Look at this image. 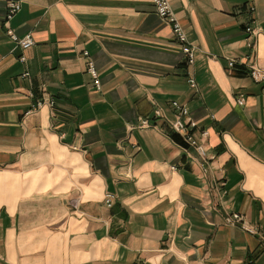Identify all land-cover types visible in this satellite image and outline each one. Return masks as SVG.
<instances>
[{"label":"crops","instance_id":"1","mask_svg":"<svg viewBox=\"0 0 264 264\" xmlns=\"http://www.w3.org/2000/svg\"><path fill=\"white\" fill-rule=\"evenodd\" d=\"M7 1L0 264H29L33 253L37 264H264V84L248 67L228 69H264V0H253L252 57L249 0H168L191 67L150 0H15L8 26L31 35L25 51L5 35ZM173 102L207 131V162L169 130ZM156 109L155 128H135ZM232 213L258 233L225 225Z\"/></svg>","mask_w":264,"mask_h":264},{"label":"built area","instance_id":"2","mask_svg":"<svg viewBox=\"0 0 264 264\" xmlns=\"http://www.w3.org/2000/svg\"><path fill=\"white\" fill-rule=\"evenodd\" d=\"M150 2L152 3V5L155 9L156 15L163 22L171 25L174 40L180 45L181 51L186 58L187 65L188 66L193 65V63H194L193 49L190 47V44L187 40V37L184 33L182 26L177 22L174 14L172 13L168 1L167 0H150ZM20 9H21V4L19 3V1H15V0L7 1L6 13H5V17L3 19V23L5 25V35L17 47H19L22 51H25V50L30 49L34 45V41L31 37V35H26V36L20 38V37L16 36L15 33L13 32V30L10 29L8 26V23L10 22V20L20 11ZM254 11H255V9L252 5V2H251V0H249V2L247 3V8H246V12H247L249 18H248L247 23L245 24L244 31H245L246 37H247L246 38V44H247V47L252 51V56L254 55L255 48H254L253 43L250 42V39L258 34L257 31H255L252 28V23H253L252 22V16H253ZM84 55H86V53ZM18 61L22 65H24L26 63V59L23 56H21ZM235 64H236L235 62L230 61L228 66H229V68L233 69L235 67ZM86 68H87V72L92 76V78L94 80L95 87L99 88L98 74H97L93 64L91 62H88L86 64ZM248 74H249L250 79L254 83H264V70L261 69L260 67H258L255 63L248 66ZM22 76L24 78H28L29 73L25 72ZM188 82L191 85V87H193V88L195 87V82L193 79L190 78L188 80ZM43 104H44V102H38L36 105V109L40 108ZM49 104H50V106L53 105V103L51 101L49 102ZM238 104L240 106H242L243 100H240L238 102ZM173 107L178 112V116H177L175 121L169 123L170 130L174 134L178 135V137L181 138V140L184 144H186L190 147L192 146L193 148H195L198 155L202 159H205L206 158V151H205L203 144L201 145V144L197 143V141L192 136V131L197 126L196 123L190 120V118L188 117V111L184 107L180 106L178 103H173ZM160 117H161L160 111L159 110L155 111L154 118H160ZM138 127L139 128H149V127H151V124L146 119H140ZM201 136L203 138H206L207 132L206 131L201 132ZM106 203H107L108 207L111 206V196L107 197ZM225 224L228 226H232V227H239L243 232H245L247 234H250V235L255 234L254 228L249 226L243 220V218L238 214H232L230 216H226L225 217Z\"/></svg>","mask_w":264,"mask_h":264},{"label":"rangeland","instance_id":"3","mask_svg":"<svg viewBox=\"0 0 264 264\" xmlns=\"http://www.w3.org/2000/svg\"><path fill=\"white\" fill-rule=\"evenodd\" d=\"M168 1V0H167ZM249 2V1H248ZM251 2H252V5H253V7H254V9H255V6H254V3H253V0H251ZM169 3V2H168ZM169 6H170V4H169ZM246 8H247V5H246ZM172 11V10H171ZM173 13V12H172ZM254 13H255V11H254ZM253 13V14H254ZM253 17V16H252ZM177 20V19H176ZM254 21V19L252 18V22ZM178 22V21H177ZM169 25V24H168ZM170 27H171V25H169ZM252 28L255 30V31H257V33H258V29L257 28H255L254 27V25H253V23H252ZM244 29H245V27H244ZM171 31H172V29H171ZM244 33H245V31H244ZM257 36H258V34L256 35V36H254V37H252L251 39H250V42L251 43H253V45H254V48H255V46H256V44H255V41H256V39H257ZM187 37V36H186ZM174 38V37H173ZM246 33H245V45H246V47H247V44H246ZM188 40V39H187ZM176 42V41H175ZM189 42V41H188ZM177 43V42H176ZM190 44V43H189ZM190 47H191V45H190ZM192 48V47H191ZM248 48V47H247ZM193 49V48H192ZM249 49V48H248ZM249 51H250V56L252 57V51L249 49ZM193 52H194V49H193ZM184 55V54H183ZM184 58H185V56H184ZM194 61H195V52H194ZM230 61H233V62H235L236 64H235V67L233 68V69H231V68H229V66H228V69H229V71H233V70H235L237 67H248V66H250V65H252V64H254L255 62H254V60H252V63L250 64V65H248V66H243L244 64L242 63V62H239V61H235V60H230ZM230 61H228V64H229V62ZM185 62H186V58H185ZM194 64V63H193ZM256 64V63H255ZM186 65H187V63H186ZM257 65V64H256ZM94 66V65H93ZM191 66H193V65H191ZM191 66H188L187 65V67H191ZM258 66V65H257ZM258 67H260V66H258ZM95 68V67H94ZM261 69H263L262 67H260ZM264 70V69H263ZM247 73H248V70H247ZM248 77H249V74H248ZM191 77H189V79H190ZM250 78V77H249ZM188 79V80H189ZM191 79H193V78H191ZM194 80V79H193ZM252 81V80H251ZM194 82H195V80H194ZM189 83V82H188ZM257 84H264V83H257ZM190 85V84H189ZM190 87H191V85H190ZM191 88H193V87H191ZM196 88V83H195V87L193 88V89H195ZM240 100H243V99H239L238 101H237V104H238V102L240 101ZM52 102V101H51ZM173 103H177V102H173ZM173 103H172V107H173ZM243 104H244V101H243ZM181 106V105H180ZM238 106H240L239 104H238ZM243 106V105H242ZM182 107H184V106H182ZM241 107V106H240ZM185 108V107H184ZM173 109H174V111L176 112V117H175V119L173 120V121H175L176 120V118H177V116H178V112L175 110V108L173 107ZM186 109V108H185ZM157 110H159L160 111V113H161V117L160 118H154V113H155V111H157ZM187 110V109H186ZM154 112H153V116H152V119H146L147 121H149V123L151 124V127H149V128H139L138 127V125H139V120L137 121V124L135 125V128H137V129H151V128H155V125H154V121H156V120H161V119H164V116H163V114H162V111L160 110V109H156ZM188 111V110H187ZM188 117L190 118V115H189V111H188ZM141 119H144V118H141ZM190 120L191 121H193V122H195L194 120H192L191 118H190ZM173 121H167L168 122V125H169V123H171V122H173ZM196 123V122H195ZM196 125H197V123H196ZM169 130H170V128H169ZM171 131V130H170ZM203 131H206V130H204V129H200L199 127H198V125L196 126V128H194L193 129V131H192V136H193V138L197 141V143H199V144H203V146H204V148H205V151H206V146H205V143H206V140H207V138H208V133H207V136H206V138H203L202 136H201V132H203ZM207 132V131H206ZM171 133H172V135H174V136H178V135H176V134H174L172 131H171ZM185 146L186 147H189V148H191V149H194V151L196 152V149L195 148H193L192 146L190 147V146H188V145H186L185 144ZM197 153V152H196ZM198 154V153H197ZM204 162H207V157L205 158V159H202ZM108 196H111V205H112V200H113V196L112 195H107V197ZM107 197H106V199H105V204H106V206H107V203H106V200H107ZM71 206L72 207H74V206H76V203L74 202V201H72L71 203ZM108 207V206H107ZM111 207V206H110ZM75 208V207H74ZM232 214H238V215H240L239 213H232ZM231 214V215H232ZM227 216H230V215H227ZM241 216V215H240ZM226 217V216H225ZM225 217H224V223H225ZM242 217V216H241ZM243 218V217H242ZM243 220H244V218H243ZM245 221V220H244ZM246 222V221H245ZM247 223V222H246ZM248 224V223H247ZM226 225V224H225ZM249 225V224H248ZM228 226V225H227ZM250 226V225H249ZM230 227H232V226H230ZM252 227V226H251ZM237 228H239V227H237ZM254 228V227H253ZM240 229V228H239ZM241 230V229H240ZM254 230H255V234H257L258 232H257V229L256 228H254ZM242 231V230H241ZM245 233V232H244ZM255 234H253V235H255ZM27 243L29 244V247L30 248H32L33 249V251H35L34 250V247L35 246H37L36 245V243H35V239H30V240H28L27 241ZM35 256H36V254H29V257H31V260H30V263L29 264H37V263H35ZM45 263H47V262H45ZM40 264H41V262H40ZM48 264V263H47Z\"/></svg>","mask_w":264,"mask_h":264},{"label":"trees","instance_id":"4","mask_svg":"<svg viewBox=\"0 0 264 264\" xmlns=\"http://www.w3.org/2000/svg\"><path fill=\"white\" fill-rule=\"evenodd\" d=\"M173 139H174L175 141H178V139H177L176 137H174V136H173Z\"/></svg>","mask_w":264,"mask_h":264}]
</instances>
